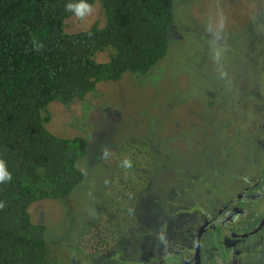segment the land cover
I'll return each mask as SVG.
<instances>
[{"label": "rangeland", "instance_id": "1", "mask_svg": "<svg viewBox=\"0 0 264 264\" xmlns=\"http://www.w3.org/2000/svg\"><path fill=\"white\" fill-rule=\"evenodd\" d=\"M175 22L168 55L147 74L48 106L47 130L89 147L78 163L82 184L31 207L34 224L47 230L49 264H187L184 237L201 222L196 217H213L241 180L262 177L264 0H177ZM96 23H105L99 3L67 30ZM111 50L97 62H109ZM126 158L131 168L122 166ZM252 231L237 240L251 263L261 261L250 253L258 242L264 257V230L243 239ZM210 237L216 245L232 240L220 231L205 242Z\"/></svg>", "mask_w": 264, "mask_h": 264}, {"label": "trees", "instance_id": "2", "mask_svg": "<svg viewBox=\"0 0 264 264\" xmlns=\"http://www.w3.org/2000/svg\"><path fill=\"white\" fill-rule=\"evenodd\" d=\"M105 11L104 26L68 32L79 0H0V264H49L46 227L31 207L69 197L84 181L81 138L47 130L52 103L84 100L101 82L145 75L169 53L177 0H85ZM113 50L109 62L97 56ZM111 50V52H112Z\"/></svg>", "mask_w": 264, "mask_h": 264}, {"label": "flooded vegetation", "instance_id": "3", "mask_svg": "<svg viewBox=\"0 0 264 264\" xmlns=\"http://www.w3.org/2000/svg\"><path fill=\"white\" fill-rule=\"evenodd\" d=\"M259 145L264 147V142L262 141ZM262 178H264V173L257 183L251 182L249 178L244 182L241 180L243 183L242 190L221 206L217 214L209 218L205 216L203 218L196 217L201 222L195 227H191L190 232L184 237V240L187 241L183 248L184 253L188 256L187 264H264V257L259 255L263 246V244L261 246V242H258V250L250 252L255 258L258 255L261 261L252 263L249 262V258H253L249 255V251L238 245L237 242V240H241L239 234H243L244 229H248V232L253 231L247 235L244 234L243 239L256 236L264 230V179ZM237 187L239 186L236 185ZM253 190L255 192H252ZM259 218L260 220L255 227H248L247 220L251 221L252 226ZM239 228L242 230L236 234L235 231ZM219 231L225 234L226 239H232L231 242H221L216 245V241L211 237L205 242L206 234ZM182 245H184V241ZM255 247L256 245H252L249 246V249ZM256 251L257 254H254ZM218 252L224 253V257L219 256ZM237 253H241L240 259H237ZM212 256L215 257L214 261L210 260Z\"/></svg>", "mask_w": 264, "mask_h": 264}, {"label": "clouds", "instance_id": "4", "mask_svg": "<svg viewBox=\"0 0 264 264\" xmlns=\"http://www.w3.org/2000/svg\"><path fill=\"white\" fill-rule=\"evenodd\" d=\"M65 7L66 11L73 12L75 16L81 21L90 16L94 11L93 5L86 3L85 0H79V3L68 4ZM217 56H219V53H217ZM122 166L124 168H131L133 166L131 159H124ZM10 179L11 175L6 170L4 161L0 160V182ZM0 207H3V205H0Z\"/></svg>", "mask_w": 264, "mask_h": 264}]
</instances>
